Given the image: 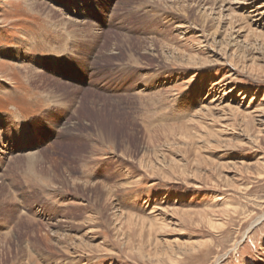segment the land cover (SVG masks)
I'll return each mask as SVG.
<instances>
[{
    "label": "rangeland",
    "instance_id": "rangeland-1",
    "mask_svg": "<svg viewBox=\"0 0 264 264\" xmlns=\"http://www.w3.org/2000/svg\"><path fill=\"white\" fill-rule=\"evenodd\" d=\"M218 1L0 0V264H264V15Z\"/></svg>",
    "mask_w": 264,
    "mask_h": 264
},
{
    "label": "bare ground",
    "instance_id": "bare-ground-1",
    "mask_svg": "<svg viewBox=\"0 0 264 264\" xmlns=\"http://www.w3.org/2000/svg\"><path fill=\"white\" fill-rule=\"evenodd\" d=\"M208 1V0H207ZM209 1H211V0H209ZM215 1V0H214ZM227 1V0H226ZM236 1V0H235ZM245 1V0H244ZM243 0H240V1H238V3H236V4H239V6L240 7H242V6H248L249 7V9H251L250 10V13H252L253 14V12H255L256 11V9L255 8H257V10L258 11H260L261 10V12L260 13H258V15L260 16V15H264V3H258V0H253V1H255L254 3H252V2H249V1H245L244 2ZM218 2H222V0L221 1H218ZM227 2H229V1H227ZM231 2V1H230ZM234 2V1H233ZM221 4V3H220ZM225 4H227V3H225ZM255 4V5H254ZM207 5V4H206ZM209 5H210V3H209ZM205 6V5H204ZM223 6V4L221 5V7ZM210 7V6H209ZM213 7V6H212ZM227 7H230V6H227ZM237 8V7H236ZM54 9V8H53ZM207 9V8H206ZM210 9V8H209ZM212 9V8H211ZM230 9V8H229ZM232 9H233V7H232ZM208 10V9H207ZM231 10V9H230ZM57 11V10H56ZM59 11V10H58ZM228 11V10H227ZM61 11H59V13H60ZM244 13V12H243ZM51 14V13H50ZM238 14V13H237ZM55 15V14H54ZM56 15H58V14H56ZM243 15V14H242ZM250 16V15H249ZM253 16H255V15H253ZM49 17V16H48ZM258 17V16H257ZM50 18V17H49ZM64 18V17H63ZM252 18V17H251ZM262 18V17H261ZM255 19V18H254ZM259 19H260V17H259ZM54 20V19H53ZM65 20V19H64ZM67 20V19H66ZM258 20V19H257ZM55 21V20H54ZM66 22V21H65ZM71 22V21H70ZM74 22V21H73ZM77 22V21H76ZM255 23H256V21H255ZM65 24V23H64ZM72 25V24H71ZM261 26V25H260ZM262 27H263V24H262ZM264 28V27H263ZM29 45V44H28ZM227 85V84H226ZM0 92H4V91H0ZM52 101V100H51ZM57 104V103H56ZM56 113V112H55ZM200 113V112H199ZM50 115H52L53 116V113H50ZM198 115V114H197ZM196 115V116H197ZM200 115H201V113H200ZM199 115V116H200ZM3 117L2 116H0V121H2L3 119H2ZM194 122H195V120H194ZM192 123V122H191ZM260 124V123H259ZM197 128V127H196ZM38 155V154H37ZM34 156H35V154H34ZM39 157V156H38ZM30 160H31V158H29ZM32 159H33V157H32ZM31 161H33V160H31ZM35 161V160H34ZM13 162V161H12ZM12 164V163H11ZM31 164L33 165L34 163L33 162H31ZM31 165V166H32ZM31 166H29V169H30V167ZM16 167V166H15ZM15 169V168H14ZM32 170H33V168H32ZM35 171V170H34ZM23 172H25V171H23ZM26 172H28V171H26ZM38 172V171H37ZM32 173V172H31ZM27 175H28V173H27ZM36 176V175H35ZM43 177V176H42ZM70 178V177H69ZM78 178V177H77ZM68 179V178H67ZM75 179V178H74ZM79 179V178H78ZM75 181V180H74ZM76 182H77V180H76ZM68 183V182H67ZM66 183V184H67ZM71 183V182H70ZM73 183V182H72ZM80 183V182H79ZM78 183V184H79ZM7 184V183H6ZM52 184V183H51ZM65 184V183H64ZM92 185V187H94L95 186V188L98 186L99 187V184H93V183H91ZM101 184V183H100ZM102 184H103V182H102ZM54 185V184H53ZM71 185V184H70ZM73 185H76V183H73ZM85 185V184H84ZM90 185V184H89ZM68 186V185H67ZM79 186H80V184H79ZM88 185H86L85 187H87ZM90 186V187H91ZM100 186H102L103 187V185H100ZM105 186V185H104ZM5 187V186H4ZM72 187V186H71ZM77 187V186H76ZM109 187H110V185H109ZM116 187V186H115ZM51 188H53V187H51ZM56 188V187H55ZM54 188V189H55ZM59 188V187H58ZM112 188V187H111ZM111 188L109 189V190H111ZM53 189V190H54ZM57 189V188H56ZM76 189V188H75ZM119 189V188H118ZM3 190V189H2ZM2 190H1V192H2ZM59 190V189H58ZM113 190V189H112ZM114 190H117V189H115L114 188ZM64 191V190H63ZM106 191V190H105ZM68 192V191H67ZM69 194V193H68ZM72 194V193H71ZM109 194H110V192H109ZM112 194H113V192H112ZM75 195V194H74ZM3 196V195H2ZM4 199V198H3ZM9 200V199H8ZM109 200H111V198L109 199ZM113 200V199H112ZM111 203H112V201H111ZM74 205V204H73ZM115 208V207H114ZM113 211L115 212L116 211V208H115V210L113 209ZM63 213V212H62ZM116 214V213H115ZM264 217V216H263ZM261 218H260V220L259 221H257L256 222V224L254 225V226H256V225H258L260 222H261ZM30 221V220H29ZM69 223H71L70 221H68ZM63 223H65V222H63ZM59 224V223H58ZM66 224V223H65ZM68 224V223H67ZM58 226H60V225H58ZM50 227H51V225H50ZM54 227V226H53ZM73 227V226H72ZM66 228V227H65ZM63 229V228H62ZM61 230V229H60ZM59 230V232H62V230L60 231ZM55 234V233H54ZM62 234H63V232H62ZM58 235V234H57ZM60 236V235H59ZM58 236V237H59ZM63 236V235H62ZM57 237V236H56ZM61 241V240H60ZM58 243V242H57ZM65 244V243H64ZM64 244L62 245V246H64ZM66 245V244H65ZM60 246H61V244H60ZM69 248H70V246H69ZM66 249V248H65ZM73 249V248H72ZM71 253V252H70Z\"/></svg>",
    "mask_w": 264,
    "mask_h": 264
}]
</instances>
